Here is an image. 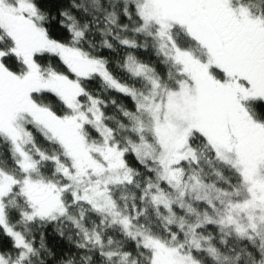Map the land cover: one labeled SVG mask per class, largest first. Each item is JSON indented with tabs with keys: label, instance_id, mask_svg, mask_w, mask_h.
I'll use <instances>...</instances> for the list:
<instances>
[{
	"label": "snow or ice",
	"instance_id": "6c2138e0",
	"mask_svg": "<svg viewBox=\"0 0 264 264\" xmlns=\"http://www.w3.org/2000/svg\"><path fill=\"white\" fill-rule=\"evenodd\" d=\"M0 264H264V0H0Z\"/></svg>",
	"mask_w": 264,
	"mask_h": 264
}]
</instances>
